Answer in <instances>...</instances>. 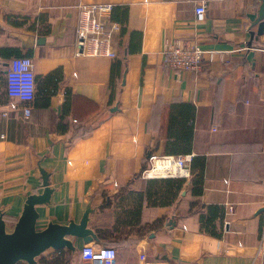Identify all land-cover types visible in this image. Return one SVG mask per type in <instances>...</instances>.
Returning a JSON list of instances; mask_svg holds the SVG:
<instances>
[{
	"label": "crops",
	"instance_id": "obj_1",
	"mask_svg": "<svg viewBox=\"0 0 264 264\" xmlns=\"http://www.w3.org/2000/svg\"><path fill=\"white\" fill-rule=\"evenodd\" d=\"M208 4L199 17L195 8ZM112 4L117 58L82 52L79 6ZM260 0H0V209L13 225L29 194L38 227L79 221L87 206L114 264H264V32ZM192 40L201 71L174 73L164 47ZM252 41V45L249 43ZM34 60L30 118L4 115L7 64ZM193 154L173 200L140 177L149 155ZM49 249L37 264H84ZM92 264H101L94 262Z\"/></svg>",
	"mask_w": 264,
	"mask_h": 264
},
{
	"label": "built area",
	"instance_id": "obj_2",
	"mask_svg": "<svg viewBox=\"0 0 264 264\" xmlns=\"http://www.w3.org/2000/svg\"><path fill=\"white\" fill-rule=\"evenodd\" d=\"M208 4L200 1L195 8L199 17L206 14ZM113 5L85 4L79 6L77 18V36L83 46L82 52L93 56L117 58L115 47L120 34V24L112 19ZM264 50V47H260ZM164 62L174 73L201 71L203 69L204 50L192 40L176 39L164 47ZM7 94L13 100L4 106V115L21 111L25 118H30L37 93L35 63L31 57L20 56L10 60L7 66ZM149 164L140 172L144 179L187 178L191 175L193 154H158L149 155ZM118 256L117 249L111 246L85 244L81 249L84 264L100 262L114 264ZM141 264H168L150 261L145 252L140 254ZM20 264H27L22 262Z\"/></svg>",
	"mask_w": 264,
	"mask_h": 264
},
{
	"label": "water",
	"instance_id": "obj_3",
	"mask_svg": "<svg viewBox=\"0 0 264 264\" xmlns=\"http://www.w3.org/2000/svg\"><path fill=\"white\" fill-rule=\"evenodd\" d=\"M259 34L264 32V0H260ZM252 45V41L249 43ZM8 66V64H7ZM43 191L29 194L13 225L4 218V211L0 209V264H37L39 257L49 249L61 250L64 248L75 251V238H80L84 243L99 241L96 231L89 226L91 214L95 208L89 204L79 221L70 220L67 224L49 221L40 229L38 220L41 216L38 205L51 202L54 187L50 185L49 176L44 169Z\"/></svg>",
	"mask_w": 264,
	"mask_h": 264
},
{
	"label": "trees",
	"instance_id": "obj_4",
	"mask_svg": "<svg viewBox=\"0 0 264 264\" xmlns=\"http://www.w3.org/2000/svg\"><path fill=\"white\" fill-rule=\"evenodd\" d=\"M112 19L115 20L113 16ZM115 21L118 22L117 20ZM118 23L120 24V32H121L122 24L120 22ZM165 154H170V153H165ZM146 167L147 166H145L143 169H145ZM148 182L152 186L155 185L160 186L159 189L160 193L156 192L155 194L156 198L173 200L176 196L177 190H180L182 184L184 183V180H182V178L171 177V178H154V179H150Z\"/></svg>",
	"mask_w": 264,
	"mask_h": 264
}]
</instances>
